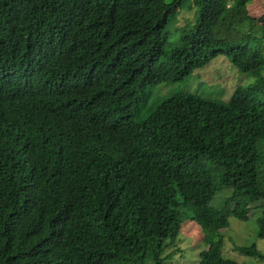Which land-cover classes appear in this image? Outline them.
<instances>
[{"label":"trees","instance_id":"trees-1","mask_svg":"<svg viewBox=\"0 0 264 264\" xmlns=\"http://www.w3.org/2000/svg\"><path fill=\"white\" fill-rule=\"evenodd\" d=\"M253 1L0 0V264H165L190 220L199 264H239L222 233L264 204V18L241 17ZM187 3L198 22L174 45ZM222 55L258 80L229 101L151 103L153 86Z\"/></svg>","mask_w":264,"mask_h":264},{"label":"rangeland","instance_id":"rangeland-1","mask_svg":"<svg viewBox=\"0 0 264 264\" xmlns=\"http://www.w3.org/2000/svg\"><path fill=\"white\" fill-rule=\"evenodd\" d=\"M172 1L168 0L169 3ZM198 10V6L194 3H187L169 25V33L174 45L178 44L180 36L185 31L191 30L196 26L198 22ZM241 14V17L247 20H261L264 18V0L253 1L246 8L242 9ZM243 28H246L245 32H249L247 25ZM261 28L257 29V34L262 38L264 34L260 32ZM240 29L241 27L239 26L238 30L240 31ZM257 80V76L237 71L231 59L222 55L207 67L195 72L185 80L158 83L153 86L151 103L161 102L173 94L185 91L200 94L208 99L229 101L238 85H247ZM145 116L147 114L143 113V117ZM231 194V191H224L216 196L212 203L213 208L222 209ZM263 205H257L256 209L246 219L237 217L230 219L228 228L222 233L225 240V258L239 264H264V261L251 258L237 250V248L257 247L264 255V240L259 236L261 222L264 217ZM203 237L204 231L196 221L190 220L185 223L180 237L181 252L177 253L173 259L167 261L165 264H199L200 253L208 249V245L203 242Z\"/></svg>","mask_w":264,"mask_h":264}]
</instances>
